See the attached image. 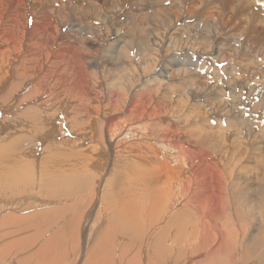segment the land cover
Instances as JSON below:
<instances>
[{
	"label": "bare ground",
	"instance_id": "6f19581e",
	"mask_svg": "<svg viewBox=\"0 0 264 264\" xmlns=\"http://www.w3.org/2000/svg\"><path fill=\"white\" fill-rule=\"evenodd\" d=\"M6 1V7L0 9V35L2 37L5 34L9 36L8 34L11 33L14 41L21 42V46H14V52L27 55L28 59L22 60L24 66L28 64L29 60L31 63L37 64L33 70L29 71L25 70L24 66L18 67L21 78H23L22 73L27 75L37 73L43 64L45 53H51L52 50L59 53L65 50L67 53L57 56L58 59L68 62L59 64L57 67L61 68L71 64L75 68L74 89L83 91L87 82L85 72L89 67L87 57L89 58L92 53L87 47L79 46V43L73 41L74 39L72 40L71 37L78 36L86 40L84 38L90 34H88L87 25L83 21L68 23L70 19L67 12L68 3L74 5L78 11L98 17L101 23L107 21L110 24L112 15L105 14L103 8L95 4L97 0H82V2L77 0H30V7L27 10H31V14L22 10V6L28 0ZM119 1L108 0L111 5ZM190 1L169 0L171 6L181 9L183 16H186L184 7ZM198 1L202 7H216L221 13H227L230 18L231 16L244 18L248 21L249 26L259 23L264 27V12H259L249 0ZM144 2H149L151 5L160 4V8L158 12L152 10V16L141 15L142 11L135 15L137 23L134 24V27L137 32H140V35L127 28L129 24L124 25L128 29L126 33L122 28L123 25H119L109 32V35L112 34L115 37L112 48L107 51V56L111 57L112 66L118 56L114 53L116 50L122 49L127 54L130 49L134 57L141 54V50L132 47L136 43L147 44L146 51L152 53L154 51V55L150 54L151 57H154L159 56V51L163 50L161 39H164L167 42L166 53H173V56L168 58L167 63L159 64L155 69H142L138 83L130 81V75L134 71H129L123 74L121 83L110 87L107 101L115 106L124 102V108L108 116L105 120L101 119L99 139L103 140L104 131H107L109 136H116L122 129L123 123L126 125L127 134L116 143H118L117 148L124 151L123 155L128 162L120 170L116 169L108 183L114 200L113 219L117 221L115 223L129 226L134 222V225H137L141 230L144 225L154 226L161 219L160 215L169 214L159 222L161 231L157 233L156 229L153 230V233L157 235L155 249L160 254L152 252L150 246L147 247L142 243V239L130 238L126 240L128 245L136 246L139 243V249L136 250L141 251L142 254L139 260L134 259V255L127 264H142L143 262L146 264H230V262H235L233 264H264V65L261 61L262 64L257 62L263 67H259V74L249 72V76L246 77L239 73L235 64L226 71L218 67L220 64L217 62L218 60L209 64L203 62L201 57L199 59L194 57L204 51H198L199 53L191 51L182 56L179 55L178 47H176L178 37L186 36L188 38L191 36L197 40L203 32L200 28L205 31L204 36L200 38L203 39L200 47L214 48L216 36L213 34L219 32L217 17L213 15L210 21L205 18L198 20L197 24L200 28L196 32H192L191 26L195 24L193 17L192 20L187 21L191 18L187 15L185 17L187 19L181 18L182 21L178 23L180 18L178 20L175 18L174 12L172 13L174 9L169 7L168 1L136 0L134 4L143 6ZM52 7H56L60 14L58 20H55V13L51 12ZM40 10L44 12H41V15H36L38 12L35 11ZM29 17L32 21L30 29L29 26L22 25L24 23L28 25ZM122 17L127 22L133 19L130 13L122 14ZM4 24L11 25L12 29L6 31ZM61 25H66L67 30L62 32ZM173 28L176 30L175 32ZM261 31L262 28L259 32ZM252 32L254 31L252 30ZM54 33L58 35L57 38L50 35ZM1 36L0 38H2ZM55 41L58 42L56 46H54ZM235 42L237 43V40L234 39ZM195 43L200 42L196 41ZM240 43L243 42L240 41ZM22 44H24V48H22ZM154 44L161 45L156 49ZM194 46L189 49L195 48ZM232 48L235 52H239L237 47ZM143 58L144 55L141 59ZM213 59L220 58L213 57ZM170 60L177 66L179 75L177 78L172 76ZM231 75H234L232 79ZM66 82V76L63 75L60 86H64ZM21 85L19 83L17 88ZM40 85L41 82H38L36 91L30 90V94L35 95L40 89ZM67 103L63 100L59 102V105L67 110ZM72 113L71 111L69 117L73 120ZM28 116L33 120L37 119V122L41 121L42 125L46 121L44 111L37 107H34ZM32 116H36V118ZM164 118H170L171 121H164ZM145 125H150L154 131L153 135L158 137L154 142L149 141L146 129L142 128ZM35 129H41V132H37V135L40 136L52 128L39 126ZM29 139L34 142L33 136L30 138L19 136L15 139L17 141L14 140L7 144L0 141V150L13 151V144L14 150H16ZM32 145L34 144H30L28 147ZM36 146L38 145L35 144ZM28 147L24 149L26 150ZM46 154L47 152L43 155ZM28 166L32 168L29 160L25 159L24 162L20 157L13 155V152H0V170H3V172L0 171V181L3 180V184H8L7 177H12L10 181L14 183L28 181L29 175L24 169ZM55 166L57 165L50 160H44L41 164V168L46 167V171L49 173L45 174L51 177L60 170ZM62 173L63 175L57 174L55 177L64 179L70 174ZM84 176L79 174L77 179L84 178ZM184 194H189L190 197L186 202L180 203L178 207L174 204L165 210H163L165 207L159 208L167 203L176 202V197ZM103 199L106 200V197ZM101 200L102 196L98 201L100 213L104 208ZM140 203L143 211H140ZM73 209L69 208L68 212L71 211L74 214ZM99 211L97 210V213ZM82 214L80 215L82 221L75 228L81 232L92 225L89 222L90 214L88 219L86 213L83 214L84 216ZM219 216H223L225 219L220 221ZM237 216H245V219L239 223V227H234L236 238L233 241L227 238L225 228ZM74 217H77L76 210ZM24 218H29V216ZM4 223L5 220L3 227ZM173 233L179 236L181 243L183 238L184 244L179 246L174 259L171 257L169 260H165L161 253L164 251L165 241L171 239ZM115 235L118 236V234ZM105 238L103 243L102 240L95 242L94 246L97 243V247L86 253L83 264H95L100 261L99 254L95 253L101 249H98V245H102L103 249L104 243L107 242L108 246L112 244L109 243V237ZM14 242L3 245L0 250V264L11 262L8 259H2L5 257L6 251L12 250ZM15 246L18 248L17 244ZM124 248L126 247L124 246ZM109 249L111 250V248H107L108 252ZM17 252L19 251L17 250ZM88 253H91L90 259ZM47 254V249L43 253L42 248H39L31 257L37 258L39 255ZM104 254V257H107L106 253ZM50 257L52 264H57L55 263L56 255ZM1 261L3 262L1 263ZM105 261L109 260L105 258ZM107 263L109 262H105V264ZM18 264H28V259H19Z\"/></svg>",
	"mask_w": 264,
	"mask_h": 264
},
{
	"label": "rangeland",
	"instance_id": "374dc122",
	"mask_svg": "<svg viewBox=\"0 0 264 264\" xmlns=\"http://www.w3.org/2000/svg\"><path fill=\"white\" fill-rule=\"evenodd\" d=\"M77 1L82 2V0ZM135 1L136 0H120L118 3L112 5L108 0L95 1V4L103 8L105 14L112 15L110 24L107 21L101 23L98 17H93L85 12L78 11L74 5L68 3L69 7L67 8V12L70 18L68 23L83 21L84 24L87 25L89 31L88 34L91 35H87L84 38L86 40H83L78 36L71 37L72 40L74 39L73 41L79 43V46L87 47L92 53L89 58L87 57L89 67L85 72L87 82L84 85L83 91L74 89L73 85L74 80L76 79L74 76L75 68L72 67L71 64H67L61 68L57 67L59 64L68 62L58 59L57 56L58 54L61 55L62 53H67L65 50L59 53H56V50H52V54L45 53L44 60H42L43 64L37 73L33 75L22 73L23 78H21L22 76L18 73L19 71L17 68L24 66L22 60L28 59L25 53L21 55L15 53L16 51L14 52V46H21V42L14 41V39H12L14 37H12L13 35L11 33L8 34L9 36L5 34L2 37L0 35L4 38H0V48L3 50L0 54V141L7 144L14 141L19 136H28L29 138L30 136L34 137V142L29 139L25 144L21 145V148L19 147L20 149H16L17 151L14 150V144L12 146L13 151L0 150V152L3 153L13 152V155L20 157L24 162L25 159H27L32 164V168L29 166L28 168H24L29 175L28 181L24 180L14 183L10 181L12 177H7L8 184H3V180L0 181V250H2L5 243L12 244L15 241L14 245L11 247L12 250L6 251L5 257L2 259H8L11 261L9 264H18L19 259L22 260L26 258L28 259V264H41L42 262L45 264H52L50 256L55 255L57 258L55 263L57 264H83L84 259L86 258V253L91 252L97 247V243L94 246L96 241L98 242L102 240L103 243L106 239L105 237H109V243H112L111 245L113 246H108V243L106 242L103 244L102 249V245H98V249H101L97 250L95 253L99 254L98 259H101L95 264H105V262H109L107 264H127L134 255L133 258L139 260L142 254L141 251L136 250L137 248L139 249V243H137L136 246L133 244L128 245L126 240L130 238L142 239V243L147 247L150 246L152 252L160 254V252L155 249L157 235L153 233V230L156 229L157 233L161 231L159 222L169 213L160 215L161 219L157 221L154 226L148 227L147 225H144V228L141 227V230L138 229L137 225H134V222L127 226L115 223L117 221L113 219L114 200L109 191L108 183L110 176L116 171V169L120 170L128 162L123 155L124 151L119 150L117 148L118 143H116L120 138L127 134L126 125L123 123L121 127L122 129H120V132L116 136H109L107 131H104L103 140L100 141L99 139V126L101 119L105 120L108 116L115 114L124 108V102L115 106L107 101V93L110 87L121 83L123 80V74L129 71H134V73H131L130 75V81L138 83L142 74V69H155L159 64L167 63L168 58H172L173 56V53H166L167 42H165L164 39H161L163 45L161 48L163 50L159 51V56L154 57L150 56V54L154 55V51L153 53L151 51H146L147 44L136 43L132 47L141 50V54L134 57L133 52L130 49L127 51V54L122 49L116 50L114 53L118 54V56L112 66L111 57L109 55L107 56V51H110L112 48L111 46L115 41V37L112 34L109 35V32L116 29L119 25H123L122 28L125 33L128 31L127 28H129L140 35V32H137L134 27V24L137 23V16L135 15L142 11L141 15L152 16L151 11L156 10L158 12L160 8V4L151 5L149 2H144V5L141 6L140 4H134ZM164 1H168L169 7L174 9L171 11L172 13L174 12L173 14L175 15V18L177 20L180 18L178 23L182 21V19H187L185 18L187 15H189V18L191 17L187 21L192 20L193 17L195 24H192L191 26L192 32H196L200 28L197 24L200 19L205 18L210 21L214 15L219 21V23H217L219 24V32L213 34L216 36L214 48L208 49L206 46L200 47L203 41V39L200 38L204 36L203 33L205 32L200 28L203 32H201L202 34L199 35L200 37L197 40L191 36L188 38L186 36L178 37L176 47H178L179 51L177 52L179 55L182 56L184 53L186 54L191 51H204L194 57L197 59L201 57L200 59L203 62L209 64L218 60L217 62L220 63L218 67L226 71L230 70V67L236 65L242 76L248 77L249 72L259 74V67L262 66L257 62L261 61L264 65V27L262 24L260 25L257 23V25L249 26L247 23L248 21L244 18L239 16H231L230 18L227 13H221L216 7H202L198 0H191L187 3L184 7L186 16H183L180 8L171 6L169 0ZM249 1L259 12H264V2H261L264 0ZM30 2L31 1L28 0L26 4L22 6V10L28 12V14H31V10H27L30 7ZM48 3L50 2L48 1ZM6 5V0H0V9L5 8ZM35 12H38L36 15H41V12L44 11L40 10ZM51 12L55 13V20H58L60 14L58 13L57 8L52 7ZM125 13H130V16L133 19L127 22L122 17V14ZM145 16L142 17L144 18ZM27 22H29L28 25L26 23L22 25L26 27L29 26L30 29L32 22L31 18L30 20L28 19ZM125 24H129L127 28L124 27ZM4 25L6 31L12 29L11 25ZM54 25L56 24L54 23ZM260 27L262 28L261 32H259V30H261ZM60 28L62 32L67 30L66 25H61ZM252 30L254 32H252ZM173 31L175 32L176 30L173 28ZM50 35L55 36L56 38L58 36L55 33ZM234 39L237 40V43H234ZM196 41L200 43L196 44ZM240 41L243 43H240ZM57 43L58 42L55 41L54 46H56ZM160 45L161 44H154L156 49L160 47ZM193 45H195V48L189 49V47ZM226 47L227 49L225 50ZM232 47H237L239 52H235ZM22 48H24V44H22ZM142 55H144L143 59H141ZM213 57H219L222 61L220 59H213ZM192 62L195 63L194 61ZM169 64L171 66L173 78H177V76H179L177 74V66H175L171 60ZM197 65L200 66L199 63H197ZM36 66V63L33 64L29 60L24 68L29 71L31 69L33 70ZM63 75L66 76L67 82L64 86H60ZM233 77L234 75H231V79ZM38 82H41L40 89L35 95L30 94V90L36 91ZM19 83L22 85L17 88ZM26 93L27 95H24ZM63 100L68 102L66 104L68 106L67 110L61 108L59 105V102ZM34 107L44 111L46 121L43 125L41 124V121L37 122V119L33 120L29 118L30 116H28V114L32 112ZM44 109L47 110L45 111ZM71 111L73 112L71 114L73 115V120L69 117ZM32 117L36 118V116ZM164 121L170 122L171 119L164 118ZM121 122H123V120H121ZM39 126H46L48 129H52L48 131L45 130L46 132L44 134L38 136L37 132L41 129L36 130L35 128ZM142 128L146 129L147 137L150 139V142H154L155 139H158L157 136L153 135L154 131L150 125H145ZM30 144L34 145L28 147ZM35 144L38 146L35 147ZM25 147H28V149L25 150ZM46 152L47 154L43 155ZM44 160L53 161L55 165H57L55 167L60 168V170H58L60 173H57L58 175H63L62 172L70 174L64 179L56 178L55 176H57V174H50L52 177L47 176L49 173L46 171V167L41 168V164ZM0 171L3 172V170ZM79 174L85 175L84 178L77 179ZM101 196L104 208L102 207L103 212L101 211L100 213L98 201L101 199ZM105 197L107 201L103 199ZM189 197V194H184L176 197L177 204L176 202L167 203L159 208L165 207L163 209L165 210L171 208L174 204L178 207L180 203L186 202ZM71 207L74 208V214L75 210L77 211V217H74V214L71 211L68 212ZM139 207L140 211H143L141 203L139 204ZM97 210L99 211L98 213ZM81 213H86V215H88L86 216L87 219L90 214L91 217H89V222L92 224V228L90 227L82 232L77 230L78 228L75 230L77 227L76 225H80V221H82V217L80 216ZM38 214L40 215L38 216ZM83 214L82 216H84ZM26 216H29V218H24ZM219 219L222 221L225 218L219 216ZM244 219L245 216H237L236 218H233L232 222L225 228L229 240H235L236 235L233 229L234 227H239V223L244 221ZM4 220L5 226L3 227ZM114 233L118 234V236ZM153 235L155 236L153 237ZM16 244L18 245V248H16ZM183 244V238L181 243L179 236L173 233L171 239L165 241V248L163 253H161L162 258L169 260L172 257L174 259L178 253V248H180L179 246H182ZM127 245L129 246L128 248ZM124 246L126 248H124ZM23 247L25 248L24 250ZM39 248H42L43 253L46 252L47 249L48 254L32 258L33 253ZM107 248H111V250L109 249L108 252ZM17 250L19 252H17ZM103 252L106 253L107 257H104L105 254ZM90 254L88 256L89 259L91 258ZM105 258L109 261H105ZM2 262L3 261H1V263ZM5 263L6 262H3L2 264ZM233 263L235 262H230V264ZM142 264H146V262H143Z\"/></svg>",
	"mask_w": 264,
	"mask_h": 264
}]
</instances>
